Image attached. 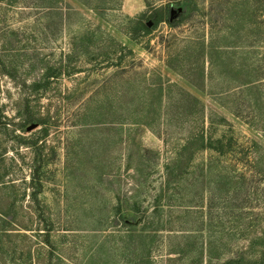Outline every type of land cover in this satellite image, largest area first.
Masks as SVG:
<instances>
[{"label":"rangeland","instance_id":"1","mask_svg":"<svg viewBox=\"0 0 264 264\" xmlns=\"http://www.w3.org/2000/svg\"><path fill=\"white\" fill-rule=\"evenodd\" d=\"M27 94L48 123L30 133L18 126ZM200 115L212 148L233 142L187 159L176 184L199 220L126 237L117 199L151 208ZM263 253L264 0H0V264H251Z\"/></svg>","mask_w":264,"mask_h":264},{"label":"trees","instance_id":"2","mask_svg":"<svg viewBox=\"0 0 264 264\" xmlns=\"http://www.w3.org/2000/svg\"><path fill=\"white\" fill-rule=\"evenodd\" d=\"M10 76V75H9ZM51 76L40 75L37 79H33L30 83V89L37 92V90L44 88L47 85L48 79ZM26 82L23 83V87L26 89ZM29 89V91H30ZM188 97L191 99V102L195 105L199 103L197 99L192 96ZM35 99V103L38 104V97L35 95L27 94L26 97L20 102L24 103L23 108H25V115L22 119V122L19 126V130L25 131V133H30L31 131H27V128L31 125H36V129L38 127H47L46 119L41 116L40 110H32L34 106L31 107L33 101L31 99ZM164 117H160L163 119ZM185 118V116L183 117ZM182 118V119H183ZM205 116L200 115L196 117H191V119L187 120L185 123L188 125L187 135H185L184 139H181V144L173 147V152L169 162L165 163L162 166V178L160 179L159 187L156 192V195L151 198L150 209L147 211L145 209H132L131 207V199L126 198V194L122 199L118 198V204L115 208V216L119 219V222L122 223V226L127 228L126 237H140V235H147L149 233H157V231H161L162 229H154L150 230L149 228H154L156 225H160L157 228H164L165 225H171L176 222H179L182 219H185L189 216L194 217L197 221L199 217L196 216L197 212H191V208H184L182 206V201L184 200V196L181 194L182 192L176 189V184L179 182L180 178L184 175V170L186 169L187 159H191L197 153H203L206 151H212L217 153L218 155L223 156L224 150L231 148V143L233 142V138L217 140V144L219 147V151L212 148L213 139L207 135L205 131ZM6 123L2 122V127H6ZM35 130V129H34ZM33 131V130H32ZM227 140V142H225ZM227 144V145H226ZM229 150H227V153ZM177 196V197H176ZM194 196L197 197V193H194ZM161 200L164 201L161 204ZM173 210H180L176 212H172ZM194 210V209H193ZM173 213H179L181 218L177 219L173 217ZM125 214V215H123ZM195 214V216H194ZM167 216V219L164 220L163 216ZM139 228H142L141 230ZM139 229V230H138ZM194 230H192L193 232ZM196 231V230H195ZM199 230H197L198 232ZM264 261V253L261 256L259 261H256L251 264H262ZM233 264H237V262H233Z\"/></svg>","mask_w":264,"mask_h":264},{"label":"water","instance_id":"3","mask_svg":"<svg viewBox=\"0 0 264 264\" xmlns=\"http://www.w3.org/2000/svg\"><path fill=\"white\" fill-rule=\"evenodd\" d=\"M34 129H36V125H31L27 128V131H32Z\"/></svg>","mask_w":264,"mask_h":264}]
</instances>
